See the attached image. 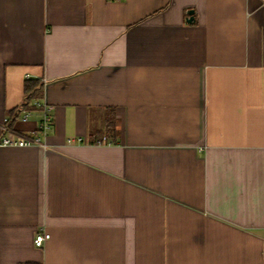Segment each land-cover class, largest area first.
<instances>
[{
    "label": "crops",
    "instance_id": "1",
    "mask_svg": "<svg viewBox=\"0 0 264 264\" xmlns=\"http://www.w3.org/2000/svg\"><path fill=\"white\" fill-rule=\"evenodd\" d=\"M34 100L0 264H264V0H0V139Z\"/></svg>",
    "mask_w": 264,
    "mask_h": 264
},
{
    "label": "built area",
    "instance_id": "2",
    "mask_svg": "<svg viewBox=\"0 0 264 264\" xmlns=\"http://www.w3.org/2000/svg\"><path fill=\"white\" fill-rule=\"evenodd\" d=\"M34 104L42 109V116L35 130L29 134L16 133L12 137L1 138L0 145L27 146L32 144H41L40 136L47 132L52 124V116L50 114L51 107L46 104H41L40 102H35ZM15 113L21 114L22 118L25 119L29 115L30 111L19 106ZM48 238L49 233L45 231H38L36 232L33 241L36 246H41Z\"/></svg>",
    "mask_w": 264,
    "mask_h": 264
},
{
    "label": "trees",
    "instance_id": "3",
    "mask_svg": "<svg viewBox=\"0 0 264 264\" xmlns=\"http://www.w3.org/2000/svg\"><path fill=\"white\" fill-rule=\"evenodd\" d=\"M26 86H25V91H26V96H25V98H24V101L22 102V104H21V107L22 108H24V109H28L27 107H26V105L27 104H29L30 103V101H32L31 99L35 96V94H36V89H37V87H36V85H37V83H36V81H34L33 83H28V82H26V84H25ZM35 101V100H34ZM35 102H37V101H35ZM34 102V103H35ZM29 110V109H28ZM15 112H16V110L14 111V116H15ZM110 112V111H109ZM113 117V116H112ZM105 126H106V131H107V133L108 134H110L111 132H113V130H112V127H113V119L111 118H109V114H106V117H105ZM97 141H100L99 139H97ZM96 141V142H97ZM24 264H38V263H34V262H26V263H24Z\"/></svg>",
    "mask_w": 264,
    "mask_h": 264
},
{
    "label": "water",
    "instance_id": "4",
    "mask_svg": "<svg viewBox=\"0 0 264 264\" xmlns=\"http://www.w3.org/2000/svg\"><path fill=\"white\" fill-rule=\"evenodd\" d=\"M187 14H188V16H187V18H186V21H187V22H192L193 19H194L193 11L190 9V10L187 11Z\"/></svg>",
    "mask_w": 264,
    "mask_h": 264
}]
</instances>
